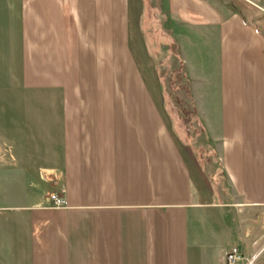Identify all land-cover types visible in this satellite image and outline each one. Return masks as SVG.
<instances>
[{"label": "crops", "instance_id": "obj_1", "mask_svg": "<svg viewBox=\"0 0 264 264\" xmlns=\"http://www.w3.org/2000/svg\"><path fill=\"white\" fill-rule=\"evenodd\" d=\"M151 1L0 0V264H225L232 248L264 264V21L235 0ZM157 33L216 191L143 82Z\"/></svg>", "mask_w": 264, "mask_h": 264}, {"label": "rangeland", "instance_id": "obj_2", "mask_svg": "<svg viewBox=\"0 0 264 264\" xmlns=\"http://www.w3.org/2000/svg\"><path fill=\"white\" fill-rule=\"evenodd\" d=\"M131 1L132 10L134 11L136 0ZM139 1L140 0H137V3ZM211 1L213 2L216 0ZM228 1H231V3L236 1V5L243 11H247L249 17L255 19L256 22L261 20L264 21V0ZM144 2H147V0H144ZM155 2L156 0H152L150 4L153 6ZM157 19L158 26L164 24L159 15H157ZM134 27H136V25H134ZM160 30L162 29L159 28L157 32L160 33ZM146 35L147 38H149L147 32ZM137 53L139 70L143 82L152 100L159 106V110L165 119V122L168 126L173 125V123L175 124L179 139H183L184 144L192 153H194L193 155H195L196 158L198 156L196 151L200 152V164L204 166L205 171H203V173L205 179L215 191L218 190L221 186L222 180L221 178L219 179L218 174L214 175L216 167L215 157L212 154L213 150H211L213 148L211 144L207 142L208 140L206 139L205 134L201 132L203 128L198 126L197 122L195 123V117L193 120L190 114L186 115L187 112H191L189 105L192 102V98L189 93L188 80L183 75V67L175 47L167 42L165 38L159 37L152 42L150 39H146L143 36V39L141 38L137 48ZM187 93L189 94V98L187 97ZM218 98L217 92L211 93V98H208L207 101L217 103L219 100ZM182 113L186 116L183 117ZM193 121L194 123H192ZM196 133L202 134L198 136ZM213 200L215 201V198ZM215 211L219 216L230 214L228 210L224 209L210 210V213H215Z\"/></svg>", "mask_w": 264, "mask_h": 264}, {"label": "built area", "instance_id": "obj_3", "mask_svg": "<svg viewBox=\"0 0 264 264\" xmlns=\"http://www.w3.org/2000/svg\"><path fill=\"white\" fill-rule=\"evenodd\" d=\"M49 200L51 201L53 208H62L65 206L64 199L58 194H55V193L50 194ZM238 259L239 257L237 254V250L235 248H232L225 253V256H224L225 264H233Z\"/></svg>", "mask_w": 264, "mask_h": 264}, {"label": "trees", "instance_id": "obj_4", "mask_svg": "<svg viewBox=\"0 0 264 264\" xmlns=\"http://www.w3.org/2000/svg\"><path fill=\"white\" fill-rule=\"evenodd\" d=\"M187 95H188L187 97L189 98V94H188V93H187ZM189 100H190V99H189ZM189 106H190V110H191V112H187L186 115H189V114H190V115L192 116V119L194 120L195 112H194V110H193V108H192V102L190 103ZM182 114H183V117L186 116L184 113H182ZM184 123L187 124L186 122H184ZM192 123H194V121H193ZM195 123H196V117H195ZM196 134H197V133H196ZM198 134H199V133H198ZM198 134H197V135H198Z\"/></svg>", "mask_w": 264, "mask_h": 264}]
</instances>
